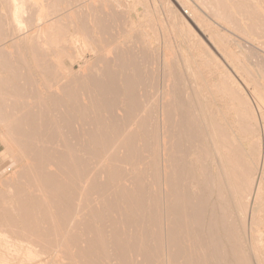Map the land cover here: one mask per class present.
Returning a JSON list of instances; mask_svg holds the SVG:
<instances>
[{"label":"bare ground","instance_id":"1","mask_svg":"<svg viewBox=\"0 0 264 264\" xmlns=\"http://www.w3.org/2000/svg\"><path fill=\"white\" fill-rule=\"evenodd\" d=\"M196 1L0 0V264H264V11Z\"/></svg>","mask_w":264,"mask_h":264},{"label":"rangeland","instance_id":"2","mask_svg":"<svg viewBox=\"0 0 264 264\" xmlns=\"http://www.w3.org/2000/svg\"><path fill=\"white\" fill-rule=\"evenodd\" d=\"M45 1V2H44ZM42 0V2H43V4L45 3V6L47 5V3H48V6H46L47 7V12L49 13L50 11V16H55L56 14H57V12L56 13H54V10L55 9H60L62 6H60L61 4L59 3V2H62L63 4V6L64 7H66V4H67V6L69 7H73L72 6V4L75 6L76 5V3H77V6H78V4H81V0H68V3H66L67 2V0H62V1H59V2H57V0H50V2H52V3H50V2H48L49 0ZM64 1H66L65 3L66 4H64ZM69 1H71L70 3H69ZM74 1V2H73ZM80 1V2H79ZM87 1V0H86ZM188 1V0H187ZM192 4H193V6H199V8H202L201 7V5L200 4H198V2L196 1V0H189ZM239 1V0H238ZM254 1H256V4H258L259 5V7H260V9L262 10V11H264V0H254ZM253 1V2H254ZM47 2V3H46ZM57 2V3H56ZM193 2H195V4L193 3ZM54 3V4H53ZM58 3L60 4V5H58ZM87 3V2H86ZM51 4V5H50ZM56 4V5H55ZM204 4L205 5H208V6H210V0H204ZM50 5V6H49ZM7 6V5H6ZM56 6V7H55ZM28 7V6H27ZM57 7H59V8H57ZM63 7V8H64ZM67 7V8H68ZM69 7V8H70ZM54 8V9H53ZM149 8V7H148ZM151 8V7H150ZM148 9V12L147 13H145V14H143V16H140V24H139V26L138 27H136L135 29L137 30V31H139V32H141L140 30L142 29H144L145 27H146V29L148 30V31H151V33H153V39H155V36H156V39L159 41L158 43H157V41H156V39H155V41H156V45L159 47V49L161 48V49H163V47H164V44H163V46L161 47V45H162V43H163V41H166L165 43L166 44H168V45H170V47H171V51H172V53L174 52V54H175V56H179L180 54H181V48H183L184 47V43H182V41H180V39H178L177 40V38H175L176 36H174V32H173V30L171 29V28H169L168 26H167V24L165 23L166 21H165V17H163V15H164V12L162 11L161 12V10L159 11V8L156 10V12H155V9L153 10V9ZM189 8H184V7H181L180 9H179V13L182 15V13L183 12H186L187 10H188ZM28 10H30V11H27L28 13V17L27 18H25V20H26V22L27 23H33L34 22V18H35V15H36V13H35V9H28ZM53 10V11H52ZM151 10V11H150ZM140 11L141 12H144V9L143 8H141L140 9ZM154 11V12H153ZM62 11H60V13H61ZM158 12V13H157ZM54 13V14H53ZM90 13V12H89ZM88 13V14H89ZM150 13V15H148ZM153 13H155V17L152 15ZM156 13L162 18H160L159 16H157V18H156ZM52 14V15H51ZM163 14V15H162ZM90 15V14H89ZM100 15V14H99ZM106 16L105 15V13H103V14H101V16ZM152 15V16H151ZM123 16V15H122ZM121 16V17H122ZM183 16H185V17H187V15H183ZM34 17V18H33ZM106 17H108V16H106ZM152 17V18H151ZM32 19V21H31V19ZM123 19H124V16L122 17ZM105 20H106V18H104ZM157 19V20H156ZM159 19H160V21L162 20V22L163 23H160L159 22ZM29 21V22H28ZM107 21L109 22V20L107 19ZM158 21V22H157ZM142 22V23H141ZM160 23V24H159ZM123 24V23H122ZM124 25V24H123ZM144 27V28H143ZM125 30H124V29ZM127 28L128 27H123L122 26V28L119 30L120 32H122L124 35L126 34V33H128V31H130L129 30V28H128V30H127ZM123 29V30H122ZM145 29V30H146ZM122 30V31H121ZM68 31V30H67ZM119 31H118V33H117V36L119 35L120 36V34H121V36H122V33H120L119 34ZM124 35L122 36L123 37V39H125L124 38ZM155 35V36H154ZM118 36V38H120ZM126 36V35H125ZM2 37H4L5 38V40H6V37L5 36H2ZM59 37H65L64 35H60ZM121 37V38H122ZM161 38V39H160ZM162 38H163V41H162ZM166 39V40H165ZM2 40H4L3 38H2ZM167 40H168V42L169 43H167ZM177 40V41H176ZM161 41V42H160ZM62 45V44H64L63 42L62 43H59L58 45ZM171 44H172V46H171ZM178 44V47H176V50H175V47L174 46H176V45ZM60 45V46H61ZM174 45V46H173ZM181 45V47L179 48V46ZM183 45V46H182ZM173 47V48H172ZM177 48H178V50L180 49V52L177 50ZM60 53V52H59ZM73 52H71V53H65V54H72ZM74 54V53H73ZM75 54H76V52H75ZM63 61H67V59H64ZM264 60H262V62H263ZM262 64H264V62L262 63ZM264 66V65H263ZM260 68H262L263 69V67L261 66ZM0 109L3 111V115H2V117L0 118V133H1V131L4 133V131H5V133H6V129H5V120H6V115H5V112H4V108H3V106H0ZM2 125V126H1ZM5 149V145H4V143L1 141V139H0V154H1V156H0V182H1V180H3V179H5V177H8L9 175H11L12 174V172L15 170V169H18L16 166H15V164H11V154H10V156L8 155V154H6V151L4 150ZM4 150V151H3ZM2 152H3V154H2ZM11 158V159H10ZM10 162V164L11 165H7L6 166V164H8ZM14 165V166H13ZM10 166V167H9ZM4 168V169H3ZM6 169V172H3L4 170ZM139 260V259H138Z\"/></svg>","mask_w":264,"mask_h":264}]
</instances>
